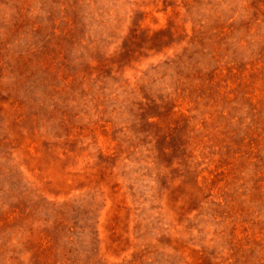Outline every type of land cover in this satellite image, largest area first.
Listing matches in <instances>:
<instances>
[{"label": "rangeland", "instance_id": "1", "mask_svg": "<svg viewBox=\"0 0 264 264\" xmlns=\"http://www.w3.org/2000/svg\"><path fill=\"white\" fill-rule=\"evenodd\" d=\"M0 264H264V0H0Z\"/></svg>", "mask_w": 264, "mask_h": 264}]
</instances>
